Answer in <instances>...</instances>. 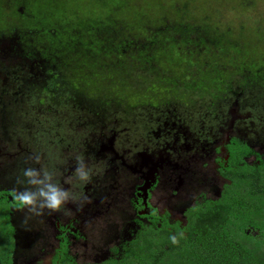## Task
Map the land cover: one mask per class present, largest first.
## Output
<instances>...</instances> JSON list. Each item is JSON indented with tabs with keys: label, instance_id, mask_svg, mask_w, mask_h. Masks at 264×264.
<instances>
[{
	"label": "flooded vegetation",
	"instance_id": "obj_1",
	"mask_svg": "<svg viewBox=\"0 0 264 264\" xmlns=\"http://www.w3.org/2000/svg\"><path fill=\"white\" fill-rule=\"evenodd\" d=\"M14 39L0 44V264H133L141 237L174 246L196 209L264 165V55L226 66L216 91L146 73L124 86L135 97L103 107L73 93L63 108V87L13 54ZM32 98V114L13 116ZM49 186L66 193L59 211Z\"/></svg>",
	"mask_w": 264,
	"mask_h": 264
},
{
	"label": "rangeland",
	"instance_id": "obj_2",
	"mask_svg": "<svg viewBox=\"0 0 264 264\" xmlns=\"http://www.w3.org/2000/svg\"><path fill=\"white\" fill-rule=\"evenodd\" d=\"M231 1L0 0V44L3 37L10 38L13 34L16 38L13 54L24 57L26 63L32 65L35 60L36 68L51 73L63 87V108L72 103L69 96L73 93L103 102V107L106 100L109 103L124 99L126 95L135 97L136 93L127 92L124 85L139 83V76L146 73L152 83L171 76V79L188 85L189 77L180 79L176 76L182 73L173 75L171 72L177 62L181 71L195 78V88L200 89L205 83L206 88L216 91L221 79H226L223 76H229L227 67L233 68L235 64L246 67L250 60L262 64V59L258 62L257 57L264 55V0H241L244 9L233 13L227 9V5H232ZM36 9L46 10L47 17H38ZM66 12L71 14L70 19L64 17ZM174 14L176 20L196 22H187L191 27L178 32L175 23L170 21ZM199 25L204 26L209 40L212 39L215 45L227 44L223 43L227 39L230 51L224 50L226 58L210 63L205 59L207 54L202 57L203 53L197 52L192 41L193 35L200 32L204 35ZM192 29L194 33L188 31ZM176 33L172 39H165ZM239 34L250 39V49L236 42L229 43L238 40ZM196 39L208 40L205 36ZM208 51L215 56L222 54L219 48H215L217 53L210 48ZM244 61L246 63H242ZM172 62L170 69L166 64ZM12 92L8 90V93ZM38 102V98H32L19 104L13 116H22L24 112L32 114L31 106L39 107ZM174 102L178 105L182 100L175 98Z\"/></svg>",
	"mask_w": 264,
	"mask_h": 264
},
{
	"label": "trees",
	"instance_id": "obj_3",
	"mask_svg": "<svg viewBox=\"0 0 264 264\" xmlns=\"http://www.w3.org/2000/svg\"><path fill=\"white\" fill-rule=\"evenodd\" d=\"M43 4L42 2L41 5ZM242 4L241 0H234L231 6L227 5V9L232 13L243 10ZM31 9L34 10L33 5H31ZM35 11L39 13L38 17L45 18L48 15L46 10L36 9ZM64 17L70 19L71 14L66 12ZM176 19L174 14L170 21L175 23L179 29L178 32L183 31L184 27H191L187 22H196V20L184 22ZM203 28L204 26H201L200 30L204 35L201 32L193 35L192 44L197 52H202V57L207 54L205 59H208L210 63H216L218 60L226 58L224 50L230 51L227 39L225 38L223 42L227 44L215 45L212 39L209 40L210 36ZM186 31L187 29H185V33ZM188 31L194 33L193 29ZM177 33L165 39L169 38L170 40ZM167 35H170V32ZM239 35L238 40H230L229 43L236 42L243 48L250 49V45H248L250 39L245 34ZM197 36H205L208 40L196 39ZM166 41L168 42V40ZM209 48L215 53H217L215 48H219L222 54L218 55L217 53V56L208 54ZM178 57L183 58L182 56ZM191 58L192 56L189 57V59ZM230 58L232 59L230 61H233V57ZM179 65L180 63L177 62L176 68L173 67L174 71L185 75L186 71H181ZM167 66L171 69L172 63ZM243 184L239 188L238 183L233 182L229 188V197L224 196L216 203L204 204L196 209L189 220L188 236L178 238L176 241L179 243L175 242L174 246L168 245V248H165L169 241L174 242L170 237L164 238V240L141 237L136 251L134 250L137 257H130V261L133 264H264V165H261L259 173L250 174L248 181L246 179ZM254 231H257V234H253Z\"/></svg>",
	"mask_w": 264,
	"mask_h": 264
},
{
	"label": "clouds",
	"instance_id": "obj_4",
	"mask_svg": "<svg viewBox=\"0 0 264 264\" xmlns=\"http://www.w3.org/2000/svg\"><path fill=\"white\" fill-rule=\"evenodd\" d=\"M25 175H32V170L28 169ZM77 175H79L80 179L83 181L89 179L88 171L77 169ZM42 195L45 197L46 207L49 211H59L65 204L66 193H63L53 186H49L48 191L43 192ZM20 202L24 207L31 208L33 204L32 196L30 194H23L20 196Z\"/></svg>",
	"mask_w": 264,
	"mask_h": 264
},
{
	"label": "water",
	"instance_id": "obj_5",
	"mask_svg": "<svg viewBox=\"0 0 264 264\" xmlns=\"http://www.w3.org/2000/svg\"><path fill=\"white\" fill-rule=\"evenodd\" d=\"M247 233H249V231H247ZM253 234H257V231H254Z\"/></svg>",
	"mask_w": 264,
	"mask_h": 264
}]
</instances>
